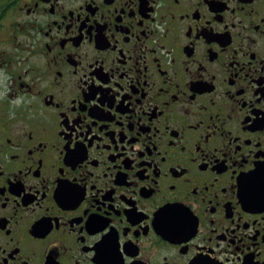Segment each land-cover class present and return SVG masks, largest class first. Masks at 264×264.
Here are the masks:
<instances>
[{
    "label": "flooded vegetation",
    "instance_id": "1",
    "mask_svg": "<svg viewBox=\"0 0 264 264\" xmlns=\"http://www.w3.org/2000/svg\"><path fill=\"white\" fill-rule=\"evenodd\" d=\"M0 264H264V0H0Z\"/></svg>",
    "mask_w": 264,
    "mask_h": 264
}]
</instances>
